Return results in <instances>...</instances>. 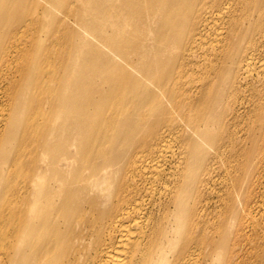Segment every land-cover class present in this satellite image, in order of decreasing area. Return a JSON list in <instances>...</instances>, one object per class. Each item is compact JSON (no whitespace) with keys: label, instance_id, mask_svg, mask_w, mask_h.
<instances>
[{"label":"bare ground","instance_id":"obj_1","mask_svg":"<svg viewBox=\"0 0 264 264\" xmlns=\"http://www.w3.org/2000/svg\"><path fill=\"white\" fill-rule=\"evenodd\" d=\"M0 264H264V0H0Z\"/></svg>","mask_w":264,"mask_h":264},{"label":"rangeland","instance_id":"obj_2","mask_svg":"<svg viewBox=\"0 0 264 264\" xmlns=\"http://www.w3.org/2000/svg\"><path fill=\"white\" fill-rule=\"evenodd\" d=\"M56 14H60V13L56 10ZM72 26L75 27V28H77V29H79L75 24H72Z\"/></svg>","mask_w":264,"mask_h":264}]
</instances>
